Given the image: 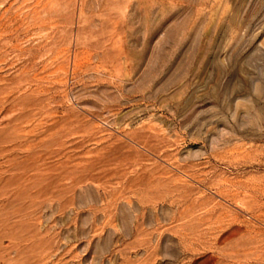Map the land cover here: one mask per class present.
<instances>
[{"label": "rangeland", "instance_id": "374dc122", "mask_svg": "<svg viewBox=\"0 0 264 264\" xmlns=\"http://www.w3.org/2000/svg\"><path fill=\"white\" fill-rule=\"evenodd\" d=\"M0 264H264V0H0Z\"/></svg>", "mask_w": 264, "mask_h": 264}]
</instances>
